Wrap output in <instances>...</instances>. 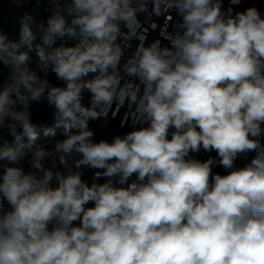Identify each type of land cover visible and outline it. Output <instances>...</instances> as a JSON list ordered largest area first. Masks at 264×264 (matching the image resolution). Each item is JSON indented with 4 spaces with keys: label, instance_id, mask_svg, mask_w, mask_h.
I'll return each instance as SVG.
<instances>
[{
    "label": "clouds",
    "instance_id": "1",
    "mask_svg": "<svg viewBox=\"0 0 264 264\" xmlns=\"http://www.w3.org/2000/svg\"><path fill=\"white\" fill-rule=\"evenodd\" d=\"M48 3L37 31L28 14L18 39L0 30V264H264V14L234 12L241 0ZM171 12L167 44L132 50L141 16ZM44 101L53 127L32 119ZM113 105L131 130L96 140L90 123Z\"/></svg>",
    "mask_w": 264,
    "mask_h": 264
},
{
    "label": "trees",
    "instance_id": "2",
    "mask_svg": "<svg viewBox=\"0 0 264 264\" xmlns=\"http://www.w3.org/2000/svg\"><path fill=\"white\" fill-rule=\"evenodd\" d=\"M255 6L260 10L262 14H264V5L260 6L257 2L251 0L248 2L247 7ZM49 8L48 0H40L39 3L36 0H30L29 3L22 5L21 7H17L12 0H0V30L6 33L10 39L14 38L13 40L18 39L19 36V29L21 26V22L25 19V15L28 14L31 16V20L29 21L33 31H37V26L41 23L46 25L47 17L50 15V12L47 10ZM79 36L76 38H64V40H58L59 43H67L68 45H74L78 42ZM37 42H40L39 40ZM31 60H30V67L34 70L36 69L38 58L36 57L35 53H31ZM4 78L7 77V68L2 69ZM93 75V74H90ZM49 80L51 83L59 85L61 84L60 81H57L54 74L49 75ZM32 110V119L34 122H37L43 126L53 127V108L50 107L46 101L41 103H33L31 105ZM90 125L95 126H102L106 130H108L112 135L119 131V126L115 121L107 119V122L104 123L100 120L91 122ZM131 129L125 128L123 129L124 132L130 131ZM56 138H63L62 137V129L56 130ZM11 139V138H9ZM46 139L41 136L40 141L44 142ZM211 156H215V154H208L204 151H201L196 158L200 160H205ZM214 171L219 172L220 174H225L224 169L221 167H217ZM92 171H87L85 173L84 178L92 175ZM7 207V205H5Z\"/></svg>",
    "mask_w": 264,
    "mask_h": 264
},
{
    "label": "built area",
    "instance_id": "3",
    "mask_svg": "<svg viewBox=\"0 0 264 264\" xmlns=\"http://www.w3.org/2000/svg\"><path fill=\"white\" fill-rule=\"evenodd\" d=\"M251 0H241V3L238 6H231L229 4V0H223V7L224 9H227L228 7H233L234 12L236 11H243L246 8H248V2ZM257 2L260 6L264 5V0H253ZM171 16L170 20H166L165 16H152L149 19H146L144 16L140 17V20L143 24V31L142 34H140L138 37L134 38L132 40V50L135 49L136 45L138 42H143L145 38L147 41L151 42L156 39H161L162 43L167 44L168 41L163 39V30L166 28L168 32H172L174 30V26L177 22L180 21V17L175 13L171 12L168 14ZM14 39V38H12ZM131 54V50L126 51L125 55L128 56ZM88 95H85V100L84 103L87 105L88 103ZM108 119L115 121L117 125L119 126V131L115 134H111L108 130H106L102 126H95V125H90V127L96 132V140L99 139H106L108 141H111L114 135L116 134H122L125 133L123 129L129 128L131 124V113L129 112V109L127 106H121L118 107L117 105H113V110L108 113ZM122 122L124 123V126L122 127L121 124ZM203 151V150H202ZM209 154V153H208ZM210 154H215V152L210 153ZM254 153H249L246 157H240L236 161V165L238 167L244 166L250 159ZM85 179L91 181L92 175L86 177Z\"/></svg>",
    "mask_w": 264,
    "mask_h": 264
}]
</instances>
